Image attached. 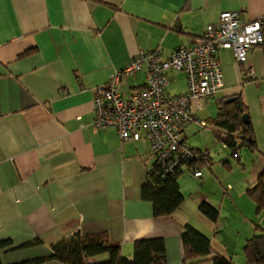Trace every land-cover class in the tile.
<instances>
[{
  "label": "crops",
  "instance_id": "obj_1",
  "mask_svg": "<svg viewBox=\"0 0 264 264\" xmlns=\"http://www.w3.org/2000/svg\"><path fill=\"white\" fill-rule=\"evenodd\" d=\"M222 11L264 22V0H0V239L12 246L1 253L4 264L48 256L52 243L75 232L107 234L128 259L134 241L159 237L167 264H182L186 224L207 235L223 256L234 261L242 254L245 263L246 240L264 231V212L256 211L246 193L264 173L263 45L243 62L232 49L219 51L222 88L193 101L195 115L213 126L212 136L222 144L226 130L213 120L222 101L238 98L255 148L242 145L235 157L232 147L222 146L231 160L224 155L220 164L208 144L188 142L187 127H205L186 124V141L207 153L210 164H199L201 177L181 170L177 181L184 199L171 215L155 216L152 202L141 196L153 167L147 143L122 142L114 129L94 132L91 126L95 87L114 70L139 51L158 49L168 57L190 45ZM166 73V93L183 92L184 73ZM131 77L128 88L143 86L147 71ZM212 100L216 114L202 115ZM216 173L224 180L217 183ZM201 202L218 210L215 221L200 211ZM35 239L40 242L23 245Z\"/></svg>",
  "mask_w": 264,
  "mask_h": 264
},
{
  "label": "built area",
  "instance_id": "obj_2",
  "mask_svg": "<svg viewBox=\"0 0 264 264\" xmlns=\"http://www.w3.org/2000/svg\"><path fill=\"white\" fill-rule=\"evenodd\" d=\"M263 25L262 18L246 20L238 11H222L201 36L190 45L174 49L168 57L158 49L137 52L105 83L95 87L93 131L112 128L122 142L147 143L153 166L163 178L175 177L182 169L201 177L199 164L208 166L209 157L193 148L184 136V127L190 122L207 126L206 120L195 115L193 101L207 100L222 88L218 52L232 49L237 62L245 61L251 49L264 43ZM143 68L147 71L146 83L122 90L123 79ZM169 69L184 73L183 92L166 93ZM222 146L227 147V143ZM239 153L240 146L235 144L233 156Z\"/></svg>",
  "mask_w": 264,
  "mask_h": 264
},
{
  "label": "trees",
  "instance_id": "obj_3",
  "mask_svg": "<svg viewBox=\"0 0 264 264\" xmlns=\"http://www.w3.org/2000/svg\"><path fill=\"white\" fill-rule=\"evenodd\" d=\"M262 45L264 46V43ZM236 102L239 104L238 107ZM243 113L245 109L238 98L233 102L225 100L219 104L213 123L226 130L221 139L227 143V146L233 148L235 144H239V146L248 145L255 148L251 124L249 121L243 122ZM178 175L163 178L158 174L155 166L147 171L145 182L141 186V196L152 202L155 216L171 215L182 204L184 196L179 189ZM246 193L255 202L256 211L264 212V173ZM199 209L211 220L215 221L218 217V210L207 202H201ZM39 242V239H35L23 245L28 246ZM181 243L182 264H194L205 260H210L213 264H236L232 259L216 251L211 246L208 236L190 224L183 227ZM8 247H12L10 240L0 239V264H4L1 260V253ZM104 253L108 255L104 260L93 263L87 261L89 257ZM243 254L245 264H264V231L246 240ZM47 260H57L67 264H167L165 244L162 238L153 237L134 241L133 256L132 259H128L123 256L119 246L111 244L107 234H81L79 232L52 243L51 254L48 256L12 264H37Z\"/></svg>",
  "mask_w": 264,
  "mask_h": 264
},
{
  "label": "rangeland",
  "instance_id": "obj_4",
  "mask_svg": "<svg viewBox=\"0 0 264 264\" xmlns=\"http://www.w3.org/2000/svg\"><path fill=\"white\" fill-rule=\"evenodd\" d=\"M166 76H167V78H169L167 73H166ZM179 76L177 77L178 80L181 79L180 78L181 76L180 77ZM134 81L135 80L133 77L124 78L122 81V84H121V89L124 91L127 90L128 86L131 85ZM174 82L175 81H171V83H174ZM204 108L205 107H203L202 109H204ZM201 113L204 116H214L216 114V105L214 103V100H212L211 104L209 106H207L205 108V110H203ZM212 128H213V126L211 124H209L208 122H207V126L205 127V129H200V128L196 127V125H192L190 127H187L186 133L188 135V142L192 146H198L199 148H203V145H201L202 143H204V145H205V143L208 144L211 157L216 162L222 164V161L224 159L222 156L225 155L229 160H231L230 159L231 157H228V154H229L228 149L223 148L222 144L220 142H216V140L213 138L211 130H210ZM231 162H233V161H231ZM205 171L207 172L208 170H205ZM216 175H218V173H216ZM223 180H224V178L220 174V176L218 175V179L215 181L218 183V181H223ZM224 186L226 187V182H224ZM102 255L103 254H99V255H96V257L98 259H100V261L106 259V256L101 257ZM234 261L236 264H245L242 254H240L239 256H235Z\"/></svg>",
  "mask_w": 264,
  "mask_h": 264
},
{
  "label": "water",
  "instance_id": "obj_5",
  "mask_svg": "<svg viewBox=\"0 0 264 264\" xmlns=\"http://www.w3.org/2000/svg\"><path fill=\"white\" fill-rule=\"evenodd\" d=\"M226 101L227 102H233V101H235V98L234 97H230ZM236 106L237 107L239 106L238 102H236ZM242 120H243V122H248V114L247 113H243L242 114Z\"/></svg>",
  "mask_w": 264,
  "mask_h": 264
}]
</instances>
